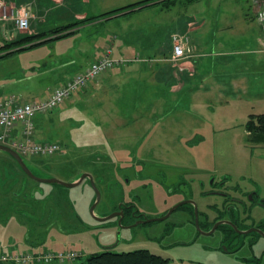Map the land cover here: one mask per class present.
I'll use <instances>...</instances> for the list:
<instances>
[{
	"label": "rangeland",
	"instance_id": "1",
	"mask_svg": "<svg viewBox=\"0 0 264 264\" xmlns=\"http://www.w3.org/2000/svg\"><path fill=\"white\" fill-rule=\"evenodd\" d=\"M71 1L68 0L69 5ZM199 1L201 0H176L170 6L177 2L188 5ZM211 1L212 8L221 2V0ZM37 2L39 3L38 9H41L40 2L38 0ZM157 2L153 1V5L150 6L157 5ZM255 2L264 6L262 0ZM159 3L161 10L170 7L165 1H159ZM8 4L10 3L0 1V13L3 10L4 13L7 11L13 14V11L20 5L30 10V28L20 30L22 34L20 40L27 35L35 37L14 48L17 50L32 46V49L17 51L0 58V78L11 72H21L22 69L25 70V76H27L26 79L13 84L15 77L0 82V85H3L0 87V95L3 97L0 101L14 96L21 102L32 101L35 98L44 99L40 96L47 94L58 84L49 71L54 67L50 61L52 50L61 52L69 44L67 40L61 41L56 38L76 34L77 26L65 31V26L56 27L54 22L48 20L47 23L42 21L44 27L37 32L33 27V21L38 17L34 13L35 2L26 1L17 3L18 5L12 2L11 8L10 5L7 8ZM205 4H209L207 0L197 4L200 12L206 9ZM80 6L76 5L77 8ZM73 7L68 6V9H74ZM68 9L51 8L53 11L49 17L52 16L54 19L64 17L69 20L67 23L76 22ZM129 10L120 11L118 14ZM200 12L198 13L199 18L202 15ZM118 14L115 13V15ZM4 15H6L5 19L11 17L7 13ZM172 15L173 13H170L169 17ZM209 18L212 19L210 16ZM212 25L216 28L214 24ZM176 34L184 40L185 54L188 55L189 35L182 31L171 32L170 39L167 37L165 45L161 46L159 51L169 53L174 44L173 35ZM103 40L101 38L99 43ZM44 41L56 44L53 46L47 43L40 44ZM105 43L109 44L106 46L108 48L106 51L111 50L112 52L113 47L115 51V45L111 47V38ZM7 50L12 51L13 48ZM75 53L78 55L79 51L75 50ZM88 57L91 58L92 55ZM183 58L185 56L175 59V62L178 63ZM92 62L94 61L85 58L84 68L89 67ZM240 105L243 106L242 102ZM245 105H247L243 106L245 115L242 116L235 110L230 115L232 118L230 122H227L228 117L222 116V110H216L218 120L215 118L210 126L198 120V123L191 127H179L182 133L171 134L168 136L170 138L164 139L166 149L173 148V158H176L177 163L182 161L184 165H172L171 169H169L171 163L164 161V154L159 153L154 145L155 142L164 141L162 137L158 138L157 135L154 138L150 137L149 146L142 148L143 141L140 137L137 140L130 136V131L125 126L126 121L122 123L123 125H118L116 110L109 111L111 115L104 117L100 116L102 112L94 107L85 110L78 106L69 107L62 118L61 108H56L53 116L51 112L44 115L42 120L44 124L46 123L45 118L52 120L49 123L51 124L50 129L47 128L43 135L37 136L40 131L42 134L45 125L38 129L36 140L56 141L61 148L51 157L23 155L26 164L39 177H54L70 183L79 180L84 173H89L94 176L97 188L101 192V199L92 213L91 209L96 201V190L91 179L86 177L80 184L73 187L39 182L25 175L16 161L8 157L6 152L0 151V257L26 252L75 251L83 256L77 262H75L78 259L76 257L77 259L64 263L82 264L86 262L88 255L107 249L116 252L148 249L168 258V264H264L263 238L251 247L248 242L253 234L246 235L243 237L246 242L245 246L238 251L227 253L225 247L229 243L225 244L224 239L222 240V229L217 227L211 234L202 233L195 225L189 208L186 209V207L177 210L167 219L144 223H138L137 220L132 224L131 214H126L123 222H120L119 216L105 221H99L96 218L106 217L118 211L121 204L125 203L133 204L143 215L158 218L168 208L176 205V202L178 203L183 196H187L197 203L200 211L203 210L199 217L200 222L208 220L212 223L211 221L217 216V211L224 210L222 205L226 202V194L233 196L234 187L238 184L244 191L259 190L257 196L253 193L254 198L250 195L243 196L242 193L240 196L244 197V202L238 204L239 213L243 218L241 222L245 220V224L248 225L254 222L259 223L261 219H264V143L247 142L248 133L245 123L250 114L264 112V110L263 105ZM174 112L173 109L167 111L166 114L173 117ZM194 127L198 130V135L186 137L183 135L185 130L193 132ZM152 128L144 126L147 131ZM138 129H141V126ZM180 139L183 141V146L186 144V147L190 149L193 157L184 159L186 153L183 146H175ZM177 149H180L179 152ZM170 155H166L168 159H172ZM181 167L190 170L183 173L184 180L179 184L182 180L179 173L183 172ZM202 167L204 168L201 169ZM11 175L19 181V186L22 187L21 193L17 197L19 190L14 191L15 196L13 193L12 196L5 198L2 184ZM97 178L100 179L97 181ZM5 185H9V182ZM14 197H17V200ZM207 203L217 204L218 209L207 211ZM209 222H207L208 226Z\"/></svg>",
	"mask_w": 264,
	"mask_h": 264
},
{
	"label": "crops",
	"instance_id": "2",
	"mask_svg": "<svg viewBox=\"0 0 264 264\" xmlns=\"http://www.w3.org/2000/svg\"><path fill=\"white\" fill-rule=\"evenodd\" d=\"M0 1L10 3L7 8L9 5L11 8L12 2L16 4L35 2L37 9L34 8V13L38 17L33 21V27L38 32L44 27L42 21L47 23L50 20L56 27L75 23H67L69 20L63 16L57 19L49 17L53 11L51 8L54 7L65 10L68 6H74V9H68V12L72 13L74 21L79 22L142 0H72L70 5L68 0H38L41 9H38L37 0ZM202 1L206 0L188 5L177 2L164 10L159 9L161 7L158 3L126 15L124 14L126 12L117 13L118 15L110 13L79 24L74 35L57 39L67 40L69 44L61 52L52 50L50 55L54 67L49 71L53 79L58 81L56 87L65 84L76 73L83 71L85 58L95 61L103 55L108 49L106 46L109 44L105 42L109 38L112 39L111 47L115 45V51L113 47L111 55L118 61L115 67L102 73L95 81L73 94L58 107L61 108V118L69 107L79 106L85 110L94 107L100 110L102 112L100 116L104 117L111 115L109 111L116 110L118 125H123L126 121L125 126L129 129L130 136L137 140L140 137L144 148L149 146L150 137L154 138L157 135L163 140L170 138L168 136L171 134L182 133L179 127H191L196 125L198 120L210 126L212 121L217 119L216 110L223 111L222 116L229 118L227 122H230V119L232 121L230 115L235 110L242 116L245 115L243 113L244 107L247 106L245 104L263 105L264 110V6L255 2L258 0H221L212 8V1L207 0L209 4H205L206 9L200 12L197 4ZM262 2L264 3V0ZM77 4L81 6L77 8ZM199 12L202 14L201 18L198 17ZM5 13L13 18L12 12ZM5 13L3 10L0 13V47L22 36L15 26V21L11 17L5 19ZM170 13H173L172 17H169ZM179 31L189 35L190 51L177 63L172 55L173 48L169 50L171 54L159 49L165 45L167 37L170 39L171 32ZM101 38L104 40L99 43ZM54 44L56 43L50 45ZM75 50L79 51V56ZM90 54L91 58L88 57ZM25 75L24 69L18 73L11 72L0 78V82L15 77L12 84L17 83L26 79ZM55 88L40 98L48 97ZM1 98L3 97L0 95V100ZM213 103L215 104L212 106ZM57 109L51 112V116ZM173 109L175 110L173 117L166 114ZM43 116L36 118V133L45 125L42 134L40 131L37 136L43 135L47 128L50 129L49 123L52 120L45 118L44 124ZM139 126L141 129H138ZM144 126L153 127L149 130L153 134L145 130ZM172 127L176 130L174 131ZM183 133L186 137L198 135L199 132L195 128L191 133L188 130ZM164 142L165 140L158 141L154 145L159 153L164 154V161L171 163L169 169L172 165L184 166L182 161L176 162L172 155L174 149H166ZM177 142L176 147L183 146L181 139ZM183 148L186 153L185 160L193 157L186 144ZM179 150L177 149L178 152ZM167 154H171L172 159H168ZM181 174L183 172L179 173Z\"/></svg>",
	"mask_w": 264,
	"mask_h": 264
},
{
	"label": "built area",
	"instance_id": "3",
	"mask_svg": "<svg viewBox=\"0 0 264 264\" xmlns=\"http://www.w3.org/2000/svg\"><path fill=\"white\" fill-rule=\"evenodd\" d=\"M15 25L19 30L30 28V10L26 7L17 8L14 13ZM173 57L179 59L185 55V42L179 35H173ZM118 61L107 50L83 71L76 73L65 84L41 100L21 102L15 97L0 101V144H8L21 155L50 156L60 150L56 141L36 140V118L46 115L62 105L73 94L95 81L102 73L115 67ZM75 251L10 254L0 257L2 262L16 264H51L64 263L79 257ZM77 259V258H76Z\"/></svg>",
	"mask_w": 264,
	"mask_h": 264
},
{
	"label": "flooded vegetation",
	"instance_id": "4",
	"mask_svg": "<svg viewBox=\"0 0 264 264\" xmlns=\"http://www.w3.org/2000/svg\"><path fill=\"white\" fill-rule=\"evenodd\" d=\"M7 156L12 158L13 161H16L8 153H7ZM20 169H21V167H20ZM182 170L184 173L185 171H189L190 169L187 170L186 168H184ZM23 173H24V171H23ZM24 174L27 175L26 173H24ZM180 177L182 180L179 181V184H181L184 180L183 174H181ZM98 179H100V178H97V181H98ZM8 182H9V185H5ZM19 185L20 184H19L18 180H16L12 175L9 176L8 180H6L2 184L3 194L5 195V198H7V196H12L14 191H18V190H19V193L17 192L16 195H17V197H19V194L21 193V188H22ZM257 191H259V190L256 189L253 191H244V189L241 188L240 186H238V184H237V186L234 187V193L235 194L233 196L230 194H226V196H227L226 202L223 203V205H222L224 207V210L222 209L220 211H217V216L213 221H211L212 223H210L208 220H204L203 222H200L199 217H200L201 213L203 212V210L200 211L198 209L197 203L194 202L192 199L187 198V196H183L178 201V203L176 202V205L168 208L162 214L161 217L168 215L169 211L173 208L174 209L171 212V214H169L168 218L171 215H173L174 212H176L177 210L181 209L182 207H186V209L189 208V213H190L195 225L198 227V229H200L202 231V233L207 234L209 231H211L213 229L215 224L219 223L217 227H220L222 229V232H223L222 233V240L224 239L225 244L229 243V245L226 244L227 246L225 247V252L232 253L234 251H238L243 246H245L246 242H245V239H243V237H245L246 235L253 234V236L249 239V242H248V244L251 247H253L257 242L261 241V238L264 239V219H261L259 221V223H257V224L255 222L253 224H250V225L245 224V220L243 222H241V220L243 218H241V214L239 213L240 209L238 208V204L244 202L243 196L248 197L250 195L252 198H254L253 193H256V196H257L258 195ZM212 193H214V191H212ZM242 193H243V196H240ZM14 196H15V193H14ZM17 197H14V199L17 200L16 199ZM27 201H29V200L27 199ZM14 202L16 203V201H14ZM227 202H229V203H227ZM206 208L208 211L209 209H218V206H217V204L207 203ZM236 208H237V210H235ZM118 211L123 212L121 222H123V220H124L123 218L126 216V214L132 215V217H133L132 224H134L137 220H138V223H142V222L144 223V222H149L148 221L149 219L154 218V217H150L148 215L141 214L140 212H138L139 209L136 208L131 203L121 204ZM0 212H1V210H0ZM249 213L251 214L250 210H249ZM161 217H158V218H161ZM119 218H121V217L119 216ZM197 218H198V221H197ZM207 222L210 223L209 226H208Z\"/></svg>",
	"mask_w": 264,
	"mask_h": 264
},
{
	"label": "trees",
	"instance_id": "5",
	"mask_svg": "<svg viewBox=\"0 0 264 264\" xmlns=\"http://www.w3.org/2000/svg\"><path fill=\"white\" fill-rule=\"evenodd\" d=\"M153 1H165L166 5L169 6L172 5V2L176 0H142L137 3H133L130 5H127L125 7H121L119 9L113 10L109 13H105L99 16H94L88 19H84L79 22L72 23L70 25H67L64 27V30H70V28H73L75 26H78L79 24L86 23L88 21L104 17L110 13H117L123 10L130 9L128 12L124 13L130 14L131 12H135L138 10H141L142 8L150 6ZM160 4V3H159ZM153 5V4H152ZM66 28V29H65ZM68 35L58 37L56 39L64 38ZM34 35H27L23 39H19L17 41H12L10 43H7L0 47V58L6 57L14 52L27 50L30 48H33L32 46H26L22 47L20 49L14 50L16 46H21L23 43L33 39ZM47 41H44L40 44H45ZM13 48L12 51H5L7 49ZM5 51V52H3ZM245 129L247 131L246 139L247 142H253V143H264V112L263 113H253L250 114L249 118L247 119L245 123ZM83 255H80L76 262L82 257ZM4 264V263H3ZM82 264H168V258L153 253L148 249H138L134 251H125V252H116L110 249H107L102 252H95L87 256L86 262Z\"/></svg>",
	"mask_w": 264,
	"mask_h": 264
},
{
	"label": "water",
	"instance_id": "6",
	"mask_svg": "<svg viewBox=\"0 0 264 264\" xmlns=\"http://www.w3.org/2000/svg\"><path fill=\"white\" fill-rule=\"evenodd\" d=\"M0 151H3V152H6L8 153L9 155H11L18 163V165L21 167V169L24 171V173H26L29 177L39 181V182H51V183H57V184H60L62 186H65V187H73V186H76L78 184H80L86 177H88L89 179H91V182H92V185L94 187V189L96 190V201L95 203L93 204L92 206V213L94 212V208L97 206V204L99 203L100 199H101V192L99 191V189L97 188V185L94 181V177L93 175L89 174V173H84L82 175V177L75 181V182H65L61 179H58V178H42V177H39L37 176L33 170H31V168L26 164L25 160L23 159V157L14 149L12 148H9L5 145H2L0 144ZM174 209V208H173ZM173 209H171L168 213V215L166 216H163L161 218H151L149 219L148 221H158V220H164L166 218H168L169 214H171V212L173 211ZM115 216H120V222L122 220V216H123V212L122 211H116V212H113L111 213L110 215L106 216V217H96L99 221H105V220H108L112 217H115ZM197 221H198V218H197ZM219 223H217L213 229L211 231H209L207 234H211L218 226Z\"/></svg>",
	"mask_w": 264,
	"mask_h": 264
},
{
	"label": "bare ground",
	"instance_id": "7",
	"mask_svg": "<svg viewBox=\"0 0 264 264\" xmlns=\"http://www.w3.org/2000/svg\"><path fill=\"white\" fill-rule=\"evenodd\" d=\"M118 13V12H117ZM112 14V13H111ZM113 14H115V13H113ZM2 145H5V146H7V147H9V148H12L13 149V147L12 146H10V145H8V144H2ZM3 152V151H2ZM57 152H59V150L57 151ZM56 152V153H57ZM56 153H54V154H52V155H50V156H43V157H51V156H54ZM20 154V153H19ZM21 155V154H20ZM22 157H23V155H21ZM80 255H82L81 253H79ZM4 262H2L1 264H3ZM5 264V263H4Z\"/></svg>",
	"mask_w": 264,
	"mask_h": 264
}]
</instances>
